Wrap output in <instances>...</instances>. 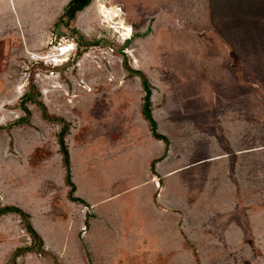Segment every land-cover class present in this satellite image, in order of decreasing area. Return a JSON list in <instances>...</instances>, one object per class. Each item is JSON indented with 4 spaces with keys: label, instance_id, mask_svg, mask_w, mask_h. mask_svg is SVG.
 <instances>
[{
    "label": "rangeland",
    "instance_id": "1",
    "mask_svg": "<svg viewBox=\"0 0 264 264\" xmlns=\"http://www.w3.org/2000/svg\"><path fill=\"white\" fill-rule=\"evenodd\" d=\"M105 4L119 15L115 20H108L92 0L86 13H76L72 27L82 40L108 35L110 47L79 46L76 31L63 23L68 20L65 9L64 20L56 14L55 27H43L46 35L39 46L26 18L21 31L12 30L4 39V28L0 30V203L21 204L34 212L47 237L56 245L70 244L74 253L78 230L82 228L81 235L87 229L82 227L83 206L69 198L58 141L63 123L57 118L69 123L66 143L82 169L90 167V160L109 159L122 148L120 139L128 147L127 133L140 134L146 127L142 80L129 74L126 60L150 81L153 116L158 130L168 134L174 154L185 152L182 145L192 158L181 172L183 193L173 198L186 204L188 187L193 201L202 188L205 193L200 210L173 207L180 213L173 238L181 229V242L169 247L143 237L135 243L137 259L129 264H264V0ZM117 30L128 33L125 39ZM26 94L34 99L23 105ZM211 154L228 155L227 179L216 171L210 175V162L197 166L198 158ZM134 158L129 157L140 179L143 163ZM100 180L108 191L126 189L133 181ZM181 183L173 181L172 190L178 191ZM135 195L133 190L119 195L124 214L135 216L139 210ZM140 213L143 225L150 223L151 217ZM18 216L0 217V264H11L15 250L32 242ZM31 258L17 264H29ZM50 258L41 260L51 264ZM52 258L57 264L66 262ZM79 259L89 264L82 255ZM90 263L102 264V259Z\"/></svg>",
    "mask_w": 264,
    "mask_h": 264
},
{
    "label": "crops",
    "instance_id": "2",
    "mask_svg": "<svg viewBox=\"0 0 264 264\" xmlns=\"http://www.w3.org/2000/svg\"><path fill=\"white\" fill-rule=\"evenodd\" d=\"M70 1L71 0H0V30L4 28L3 30L6 33L2 35L4 36L3 39L6 38L12 30L18 32V30H20L21 19L26 18L29 25L28 28L35 29L36 33H34L33 40L37 42L36 46H39V44H42L44 41L46 35L44 34L46 31H43V27L50 24H52V26L56 25V18L63 15V10ZM91 4L92 1L83 10L78 11V14L81 15L84 12L86 13V8H90ZM56 14H58L57 17ZM53 30L54 28L52 31ZM141 119H143L146 128L145 130L142 129V133L140 134H138L136 130L132 131L133 133H127L126 137L129 138H127L129 140L128 147H123L125 145L123 140L125 139H120L119 142L123 144L121 146L122 148L114 150L109 159L101 157L95 162L90 160V167L88 168L82 169L83 167L76 163L74 153L72 154L74 151L69 147L71 177L76 186L74 195L84 201L72 202L76 205L79 204L83 206L85 220H83L82 227L85 226L87 229L85 232H82L81 235L79 231H81L82 228L78 230V235H76L75 230L73 231L76 235L74 253H72L70 244L64 246V243L58 245L53 243L47 237L44 228L37 222L34 212L29 209H24V206L21 204L17 205H20L19 207L23 206L21 208L28 211L31 216L32 225L37 229L44 241V249L49 252L48 254L34 251L26 252L17 258V262H22L32 257L29 264H44V260L41 259H49L51 256L56 258L57 256L61 261L66 260V262L64 261L65 264H84L83 260L79 259L82 255L89 260V264H91V259L93 261L102 259V264H129L133 259H137L136 256L139 255V250L135 243L141 241L143 237L149 239L157 238L159 243H163L169 247L172 246L173 242L182 241L183 238L179 240V237H183V230L181 229L179 231L177 229L178 233L176 238H173L174 235L172 232L175 229V225L178 223L176 215L180 214L179 211L173 210V207L181 210L184 209L185 212L189 208L190 210L192 208L194 210H200L201 200L199 198L201 195H205V193L202 194V188L199 192L200 195L197 193L199 197L193 201L191 199L192 196H189V198L187 196L189 193L191 194V191H189L190 187H188V190L185 191L186 198L184 202L186 201V204H183L182 201L179 202L177 198H173V195L176 193H183L181 192L183 188V184L181 183L183 181V179L181 180V172L190 164L192 158L189 159V151L187 148L183 149L182 145L181 148L185 152L181 151L180 155L174 154L171 147V140L169 148L166 150L164 141L156 139L148 127L147 120L144 118ZM155 119L156 121L158 120L157 117H155ZM161 133L168 136L164 131H161ZM187 138L184 142L186 146L188 145ZM132 155H135V160L140 157V162L143 163L142 165L140 164L142 170L138 169V173H144V176L140 179H138L135 174L136 170L134 168V163L129 159ZM208 155H206L205 158H198L197 160L199 163H197V166H203L204 162H210L208 173L212 175L213 172L216 171L218 175L219 173L224 174V178L227 179L228 177L225 174L226 171L224 168H226L225 158L228 157V155ZM154 160H157L155 163V171L151 168ZM107 177L112 178L113 183L123 182L125 179H131L133 181L131 184L127 185L126 189L122 188V190L108 191V184L101 183L100 180L103 178L104 181ZM173 181L177 183L180 181L181 183L180 189L176 192L171 188ZM108 182L110 181H107V183ZM218 189H220V187ZM130 190L137 191L138 195L137 197L135 195L136 198L134 199L140 202V204H138L139 210H135V216L134 212H131L130 215L124 214L125 208L119 202V198L122 196L119 195ZM225 190L228 189L225 188ZM216 193L218 192L213 194ZM213 200L211 199V201ZM187 201L189 203H187ZM194 202H196V204L193 207ZM10 203L17 204L12 200H10ZM111 203L114 204L111 205ZM40 210L41 212L44 211L43 209ZM139 211H144L146 213L144 214L148 216V218L151 217L149 218L150 223L146 222L145 225H143V222L140 221L142 217ZM12 214L18 216V214L15 213H8L1 217L9 220ZM42 214H44V212H42ZM178 227L179 226H177V228ZM182 227L184 233H186V226ZM27 234L29 235V233ZM8 242L9 240L4 243L7 244ZM0 243H3V241L1 240ZM13 243H15V239L11 236L9 244ZM17 244V246L23 245L21 243ZM109 248L110 250H108ZM52 257L50 258L51 264H57ZM60 259L59 262L61 263Z\"/></svg>",
    "mask_w": 264,
    "mask_h": 264
},
{
    "label": "trees",
    "instance_id": "3",
    "mask_svg": "<svg viewBox=\"0 0 264 264\" xmlns=\"http://www.w3.org/2000/svg\"><path fill=\"white\" fill-rule=\"evenodd\" d=\"M91 1L92 0H71L68 3V5L65 7V11H64V14L68 15V20L63 22V23L68 27L69 26L72 27V25L75 22L76 13L78 11L83 10L85 7H87L91 3ZM64 19H65V16L60 17V20H64ZM72 28L74 29V31H76V40H77L79 46L82 45L83 48L86 50H87V48H89L91 46H99V47H108L109 46L110 47L113 45V40L108 35L103 34L100 37L89 38V39L85 38L84 40H82L81 39L82 36H80L81 33L75 27V25ZM131 38L127 39L125 43H129ZM86 50H84V52ZM124 67L129 71L130 75L139 76L141 78L143 89L145 91V95L143 97V104H142V115L148 121L149 129H150L152 135L156 139L164 141L166 150H168L169 145H170V139L167 135L161 133L158 130V122L156 121V119L153 116V111H152V85H151L150 81L148 80V78L146 77V75L144 74L143 71L133 68L132 66H130L128 64V62L126 60L124 61ZM33 97H34L33 94H26V97L24 99H22V102H23L22 104L23 105L25 104V100L33 101V99H34ZM24 109L26 110V112H29L25 106H24ZM45 118L48 119L49 118L48 115H45ZM57 119L63 123V126L59 132L58 141H59V145H60V152H61L62 157H63L64 167L66 169L65 182L67 185L70 186L69 198L72 201L84 202L82 199H80L74 195V192L76 190V186H75L74 182L72 181V177H71L70 153H69V148H68V145H67L66 139H65L66 135L68 134V131H69V123L67 121H65L63 118H57ZM156 162H157V160H154L152 162L151 168L153 171H155V163ZM8 213H15V214H18L20 216L21 221H22L26 231L30 234V236L32 238V242L30 243V245L24 246V247L21 246L15 250L11 264H17V258L26 252H33L34 251V252H38V253L48 254L49 252H47L44 249V241H43L42 237L40 236V234L34 228V226L32 225V223L30 221V214L19 206L2 205L0 203V217L2 215L8 214Z\"/></svg>",
    "mask_w": 264,
    "mask_h": 264
},
{
    "label": "bare ground",
    "instance_id": "4",
    "mask_svg": "<svg viewBox=\"0 0 264 264\" xmlns=\"http://www.w3.org/2000/svg\"><path fill=\"white\" fill-rule=\"evenodd\" d=\"M101 11H102L103 14L106 15L107 19H108V20H111V21H112V19H114V17L119 16V15H115V13L112 11V9H109V8H107L106 10L102 8ZM114 20H115V19H114ZM121 24H122L121 26L126 27V26L124 25V21H123ZM123 27H122V28H123ZM125 34H128V33H123V35H125Z\"/></svg>",
    "mask_w": 264,
    "mask_h": 264
},
{
    "label": "built area",
    "instance_id": "5",
    "mask_svg": "<svg viewBox=\"0 0 264 264\" xmlns=\"http://www.w3.org/2000/svg\"><path fill=\"white\" fill-rule=\"evenodd\" d=\"M97 4L100 6V8L102 9H107V8H111V7H109V6H107L106 4H105V0H97ZM103 14V13H102ZM105 17H106V15L105 14H103ZM118 17V16H117ZM124 29V28H123ZM118 31V33H121L119 30H117ZM122 34V37L125 39V37H124V35H123V33H121Z\"/></svg>",
    "mask_w": 264,
    "mask_h": 264
}]
</instances>
